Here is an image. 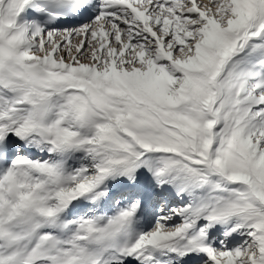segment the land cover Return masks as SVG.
Masks as SVG:
<instances>
[{"label": "snow or ice", "instance_id": "6c2138e0", "mask_svg": "<svg viewBox=\"0 0 264 264\" xmlns=\"http://www.w3.org/2000/svg\"><path fill=\"white\" fill-rule=\"evenodd\" d=\"M0 264H264V0H0Z\"/></svg>", "mask_w": 264, "mask_h": 264}]
</instances>
